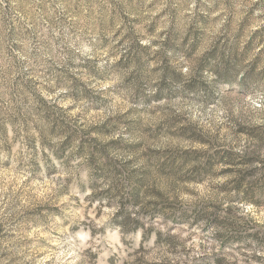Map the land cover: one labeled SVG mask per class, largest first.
Returning a JSON list of instances; mask_svg holds the SVG:
<instances>
[{
	"label": "clouds",
	"instance_id": "clouds-1",
	"mask_svg": "<svg viewBox=\"0 0 264 264\" xmlns=\"http://www.w3.org/2000/svg\"><path fill=\"white\" fill-rule=\"evenodd\" d=\"M0 264H264V0H0Z\"/></svg>",
	"mask_w": 264,
	"mask_h": 264
}]
</instances>
